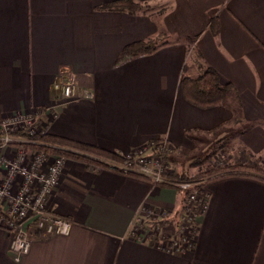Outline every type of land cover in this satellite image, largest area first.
Wrapping results in <instances>:
<instances>
[{
  "label": "crops",
  "instance_id": "0c3cea01",
  "mask_svg": "<svg viewBox=\"0 0 264 264\" xmlns=\"http://www.w3.org/2000/svg\"><path fill=\"white\" fill-rule=\"evenodd\" d=\"M111 1L0 0V120L40 111L45 133L120 156L165 139L181 157L220 133L236 142L232 154L228 143L215 150L226 165L264 162V0H132L153 6L135 13L102 8ZM160 33L154 51L121 56ZM207 67L230 90L201 108L179 81ZM67 76L91 96H58L53 84ZM205 191L191 246L169 252L129 231L145 222L144 209L181 211L178 189L67 157L47 208L70 219L69 234L42 235L30 219L29 251L15 261L0 229V264H264V176L231 171L209 178Z\"/></svg>",
  "mask_w": 264,
  "mask_h": 264
},
{
  "label": "built area",
  "instance_id": "2783aa9c",
  "mask_svg": "<svg viewBox=\"0 0 264 264\" xmlns=\"http://www.w3.org/2000/svg\"><path fill=\"white\" fill-rule=\"evenodd\" d=\"M53 91L66 99L91 96L88 89L78 87L72 76L54 82ZM40 114V111H29L0 120V229L10 235V250L15 261L29 251L27 225L30 219L35 221V231L42 235H67L72 225L70 219L47 208L48 197L57 185L66 157L12 145V142H27L24 136L13 138L12 132L45 133L38 122ZM174 151L167 140H152L122 156L123 162L110 161L107 165L184 193L185 204L181 211L171 214L154 207L144 209L145 222L134 221L129 231L136 240L150 241L169 252H181L191 246L199 218L207 206L204 185L212 176L187 181L167 178L166 174L174 170L170 161Z\"/></svg>",
  "mask_w": 264,
  "mask_h": 264
},
{
  "label": "trees",
  "instance_id": "16d2710c",
  "mask_svg": "<svg viewBox=\"0 0 264 264\" xmlns=\"http://www.w3.org/2000/svg\"><path fill=\"white\" fill-rule=\"evenodd\" d=\"M102 8L135 13L138 11L150 10L151 8H153V6L137 3L132 0H114L105 3ZM209 27L211 32L213 34H216L218 30V21L216 16L210 19ZM164 36L165 33H160L155 38L131 42L123 47L121 56L126 55L130 57H136L139 55L150 53L158 47L161 39ZM179 89L186 101L195 106L207 108L220 105L224 101L226 93L230 90V86L229 84H221L217 72L214 69L207 67L201 74L197 76L183 75L179 81ZM11 134L18 137L24 136L27 140V142H12V145L14 146H22L27 149L41 150L51 154L63 155L66 158L73 157L87 163H93L103 167L109 166L106 163L86 156L85 154H91L93 156L104 158L116 163H121L124 161V158L122 156L114 152L102 149L89 143L76 141L59 135L50 133H36L34 135H26L22 130L12 132ZM227 169L229 171L227 173H219V170H211L196 175H189L185 171L180 169L173 170L172 172L167 173L166 177L173 180L187 181L203 176L227 175L230 174L231 171L237 170L253 172L258 175L264 176V168L256 165H230ZM182 195L184 199L183 192Z\"/></svg>",
  "mask_w": 264,
  "mask_h": 264
},
{
  "label": "rangeland",
  "instance_id": "374dc122",
  "mask_svg": "<svg viewBox=\"0 0 264 264\" xmlns=\"http://www.w3.org/2000/svg\"><path fill=\"white\" fill-rule=\"evenodd\" d=\"M12 137L16 139L20 138L15 135H12ZM202 139L205 140L204 144L206 143L208 144L211 142L209 146L204 147V145L201 144L200 146L196 147L195 152L189 153L188 155L186 154L185 156H181V157H179V155L174 154L175 151L172 153V155L170 156V161L172 163L174 170L182 169L186 173L195 171L196 173L194 175L202 173V172H206V171H211V170H215V171L219 170V173H227L228 172L227 168L228 166H230L228 164L226 165L228 159L226 157H222L223 155H217V154H215V156L213 155L214 153H217L215 152V150L218 149L219 146H221V144L223 143H228L227 151L225 154L226 155L232 154V152L235 151V148H236V147L235 148L233 147V149H231L233 144H236V142H234L235 139L225 138L221 136L220 133L216 140H215V137L212 135H204L202 136ZM28 150L31 151L32 149H28ZM86 155L90 157H96L91 154H86ZM177 156L179 157L180 160L178 159ZM171 157L176 158V159L174 160ZM47 161H49V159H46V162ZM222 164L224 166H222ZM247 164L256 165V166L264 168V166H262L264 165V162L259 163V164L256 162L251 163V164L247 163Z\"/></svg>",
  "mask_w": 264,
  "mask_h": 264
}]
</instances>
